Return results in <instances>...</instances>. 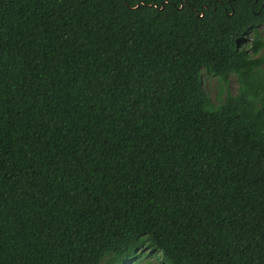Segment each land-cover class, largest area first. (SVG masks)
<instances>
[{
  "label": "trees",
  "instance_id": "16d2710c",
  "mask_svg": "<svg viewBox=\"0 0 264 264\" xmlns=\"http://www.w3.org/2000/svg\"><path fill=\"white\" fill-rule=\"evenodd\" d=\"M261 27L264 0H0V264H264Z\"/></svg>",
  "mask_w": 264,
  "mask_h": 264
},
{
  "label": "rangeland",
  "instance_id": "374dc122",
  "mask_svg": "<svg viewBox=\"0 0 264 264\" xmlns=\"http://www.w3.org/2000/svg\"><path fill=\"white\" fill-rule=\"evenodd\" d=\"M259 30L261 32V36L264 38V27H261ZM252 37L253 33L250 34V39ZM260 55L264 56V50ZM203 85L205 93L215 105L219 104V102L222 101L229 92L231 94H236L238 91V83L233 76L229 77L228 85H226L217 77L203 74ZM141 258L142 259L137 262H133L132 264H160L159 260H156L154 258H145L144 256H142Z\"/></svg>",
  "mask_w": 264,
  "mask_h": 264
}]
</instances>
